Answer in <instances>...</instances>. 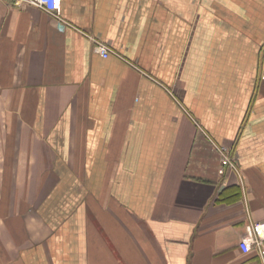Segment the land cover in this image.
<instances>
[{
  "label": "crops",
  "instance_id": "1",
  "mask_svg": "<svg viewBox=\"0 0 264 264\" xmlns=\"http://www.w3.org/2000/svg\"><path fill=\"white\" fill-rule=\"evenodd\" d=\"M256 221L264 0H0V264H264Z\"/></svg>",
  "mask_w": 264,
  "mask_h": 264
},
{
  "label": "built area",
  "instance_id": "2",
  "mask_svg": "<svg viewBox=\"0 0 264 264\" xmlns=\"http://www.w3.org/2000/svg\"><path fill=\"white\" fill-rule=\"evenodd\" d=\"M15 5H31L39 7L53 15H60L62 8V0H9ZM95 49L104 57L111 54L118 55L117 51L107 42L101 39H93ZM221 153V163L224 167L239 170L238 155L233 152L229 146H216ZM240 249L243 253H250L256 249L259 255L264 259V221H256L249 223L246 227V233L240 241Z\"/></svg>",
  "mask_w": 264,
  "mask_h": 264
},
{
  "label": "trees",
  "instance_id": "3",
  "mask_svg": "<svg viewBox=\"0 0 264 264\" xmlns=\"http://www.w3.org/2000/svg\"><path fill=\"white\" fill-rule=\"evenodd\" d=\"M224 198H221L220 200L226 201V202H232L234 200H237L241 196V191L237 187L229 188L226 191L223 192Z\"/></svg>",
  "mask_w": 264,
  "mask_h": 264
}]
</instances>
